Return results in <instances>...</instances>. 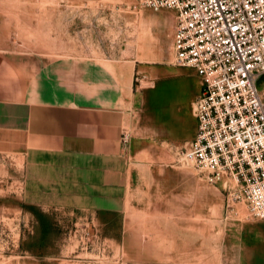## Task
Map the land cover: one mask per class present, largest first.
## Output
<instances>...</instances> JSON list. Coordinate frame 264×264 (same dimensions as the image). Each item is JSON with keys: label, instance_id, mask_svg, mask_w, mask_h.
Returning a JSON list of instances; mask_svg holds the SVG:
<instances>
[{"label": "rangeland", "instance_id": "374dc122", "mask_svg": "<svg viewBox=\"0 0 264 264\" xmlns=\"http://www.w3.org/2000/svg\"><path fill=\"white\" fill-rule=\"evenodd\" d=\"M176 26L174 10L142 0H0L8 54L39 67L94 62L130 93L128 194L117 214L24 204L22 162L0 154V264H264V218L240 182L212 180L185 158L202 78L177 64Z\"/></svg>", "mask_w": 264, "mask_h": 264}, {"label": "crops", "instance_id": "0c3cea01", "mask_svg": "<svg viewBox=\"0 0 264 264\" xmlns=\"http://www.w3.org/2000/svg\"><path fill=\"white\" fill-rule=\"evenodd\" d=\"M70 58L39 67L0 46V154L22 162L24 204L117 214L128 194L130 93L96 63Z\"/></svg>", "mask_w": 264, "mask_h": 264}, {"label": "built area", "instance_id": "2783aa9c", "mask_svg": "<svg viewBox=\"0 0 264 264\" xmlns=\"http://www.w3.org/2000/svg\"><path fill=\"white\" fill-rule=\"evenodd\" d=\"M174 10L176 62L202 78L197 132L185 158L212 180L240 182L254 217L264 218V0H142Z\"/></svg>", "mask_w": 264, "mask_h": 264}, {"label": "bare ground", "instance_id": "6f19581e", "mask_svg": "<svg viewBox=\"0 0 264 264\" xmlns=\"http://www.w3.org/2000/svg\"><path fill=\"white\" fill-rule=\"evenodd\" d=\"M164 17H166L167 15H169V14H167L166 12H164ZM173 49H174V47H173ZM174 54H175V50H174Z\"/></svg>", "mask_w": 264, "mask_h": 264}]
</instances>
